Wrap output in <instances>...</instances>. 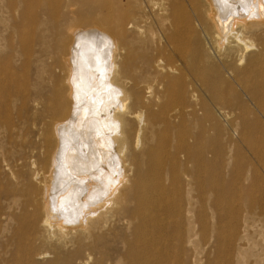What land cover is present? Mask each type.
Here are the masks:
<instances>
[{"label":"bare ground","instance_id":"obj_1","mask_svg":"<svg viewBox=\"0 0 264 264\" xmlns=\"http://www.w3.org/2000/svg\"><path fill=\"white\" fill-rule=\"evenodd\" d=\"M81 1L92 3V15L74 17L71 0H53L55 8L47 6L53 11L48 14V40L57 46L62 74L46 97L41 118L33 123L36 139L46 148L38 169L33 168L36 162H30L27 182L20 181L11 168L29 160L32 151L11 146L18 135L10 133L7 121L14 101L26 102L27 89L22 83L17 86L18 96L7 94L9 72L0 69V132H8V146H0V164L14 178L4 199L2 215L12 224L0 240V262L15 255L17 264L38 257L47 258V264L72 260L88 264L98 242L117 222L130 230L120 243L123 251L111 256L118 263L176 261V188L165 183L176 179V158L163 159L171 149L176 154V140L162 131L176 121V109L158 105L162 94H153L155 84L147 76L129 82L126 32L155 44L157 56L165 54L159 43H176L183 66L224 69L232 75L231 88L244 94L264 116V0ZM122 10L125 15L118 14ZM8 11L18 15L16 3L11 1ZM193 37L198 58L191 64L183 49ZM86 62L87 71L81 67ZM153 68L160 70V57ZM83 77L94 82L91 88H84ZM147 96L153 99L145 104ZM41 100L34 92L32 101ZM158 125L164 126L162 134H156ZM140 148L143 151L136 154ZM142 161L150 178L140 173ZM82 253L85 259L79 258Z\"/></svg>","mask_w":264,"mask_h":264},{"label":"rangeland","instance_id":"obj_2","mask_svg":"<svg viewBox=\"0 0 264 264\" xmlns=\"http://www.w3.org/2000/svg\"><path fill=\"white\" fill-rule=\"evenodd\" d=\"M11 1L18 6V15L9 13ZM40 1L0 0V69L9 72L10 90L7 94H13L14 98L18 96L17 86L22 83L27 89L26 102L15 100L7 112L10 133L18 135L13 138L11 146L22 152L32 151V160L21 161L11 168L24 182L29 180L30 162H36L33 168L38 169L37 164H41L40 158L46 148L36 139L37 130L33 123L41 118L46 97L62 74V67L58 64L60 56L55 51L57 46L54 40H48V14L53 11L47 6L55 8L53 0ZM85 2L71 0L70 10L75 13L74 17L80 15L81 18L94 11L92 3ZM65 12L67 10L62 9V13ZM118 14L125 15V11ZM143 31H147V26ZM125 42V53L129 56L125 70L131 76L129 82L133 84L132 79L147 76L149 82L155 84L153 94H162L158 105L176 109V121L168 130H162L164 135L168 132L176 140V154L171 149L172 152L163 155L167 162L176 158V179L165 181L170 189L176 188V261L165 260L161 264H264V116L261 110L240 91L231 88L234 85L232 75L224 69H211L206 65L200 69L183 66L178 61L181 58L177 56L176 43L164 46L159 43L158 47L165 54L157 56L153 49L155 44L141 42L134 32H126ZM196 46L193 37L183 49V55L191 64L198 58ZM158 57L159 71L153 68V61ZM87 62L81 63L86 71ZM81 82L88 89L94 83L86 77ZM34 92L40 94L43 102L32 101ZM152 96H147L144 103L148 104ZM163 127L158 125L156 134ZM7 135L8 132H0V146H8ZM142 151L140 148L136 154ZM148 169L142 161L140 173L150 178ZM9 176L0 164V240L12 224L11 221L6 223L2 215L7 189L14 184V178ZM190 224L193 226L189 227ZM125 227L121 222L114 224L108 235L96 245L88 264H115L117 258L111 256L123 251L120 243L125 235H130V230ZM188 229L192 231L190 235ZM172 252L169 249V253ZM14 257H6L0 264H17ZM85 257V253L79 256ZM47 260L38 257L30 263L21 259L19 264H47ZM69 264L79 262L72 260Z\"/></svg>","mask_w":264,"mask_h":264}]
</instances>
